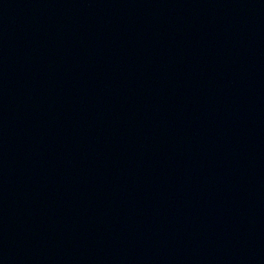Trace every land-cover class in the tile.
Wrapping results in <instances>:
<instances>
[{"label":"water","instance_id":"water-1","mask_svg":"<svg viewBox=\"0 0 264 264\" xmlns=\"http://www.w3.org/2000/svg\"><path fill=\"white\" fill-rule=\"evenodd\" d=\"M0 264H264V0H0Z\"/></svg>","mask_w":264,"mask_h":264}]
</instances>
